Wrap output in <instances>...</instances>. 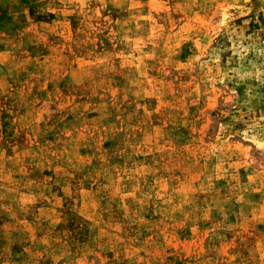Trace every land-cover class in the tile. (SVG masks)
<instances>
[{"label":"rangeland","instance_id":"rangeland-1","mask_svg":"<svg viewBox=\"0 0 264 264\" xmlns=\"http://www.w3.org/2000/svg\"><path fill=\"white\" fill-rule=\"evenodd\" d=\"M0 264H264V0H0Z\"/></svg>","mask_w":264,"mask_h":264}]
</instances>
